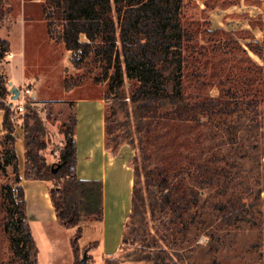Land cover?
Instances as JSON below:
<instances>
[{
    "label": "rangeland",
    "instance_id": "1",
    "mask_svg": "<svg viewBox=\"0 0 264 264\" xmlns=\"http://www.w3.org/2000/svg\"><path fill=\"white\" fill-rule=\"evenodd\" d=\"M5 1L9 15L0 18V38L10 41L11 50L0 71L7 77V100L12 102L10 81L21 93L31 89L25 109L35 106L41 111L48 129L44 154L57 162L64 121L75 111L73 101L106 97L109 81L96 80L99 56L92 54L75 66L64 43L49 36L47 0ZM182 22L193 34L184 45L182 84L187 100L232 99L239 104L231 114L149 120L147 167L155 179L168 176L172 196L166 208L150 218L147 242L172 255L173 262L124 264H264V0H185ZM122 65L128 94L138 81L129 78ZM17 101L12 102V133L4 127L0 109V264H33L32 258L23 256L29 245L10 196V188L16 192V161L6 163L7 150H14L21 174L17 149L24 136L25 113L15 110ZM120 152L132 167L135 150L124 144ZM220 203L232 206L234 223L224 221ZM35 208L32 231L39 264H72L75 228L45 219L49 210L43 201ZM82 223L85 232L78 258L105 264L104 254L117 251L121 231L111 230L107 244L85 251L102 238V227L97 221ZM14 237L20 238V246Z\"/></svg>",
    "mask_w": 264,
    "mask_h": 264
},
{
    "label": "trees",
    "instance_id": "2",
    "mask_svg": "<svg viewBox=\"0 0 264 264\" xmlns=\"http://www.w3.org/2000/svg\"><path fill=\"white\" fill-rule=\"evenodd\" d=\"M185 0H47L44 15L48 34L59 38L70 51L71 62L80 66L90 55L99 56L101 72L98 82L109 81L106 101V147L118 155L128 144L135 150L132 159L134 170L131 211L126 219L118 252L107 255L105 264L131 262L172 263L170 254L152 249L147 242L148 224L165 209L172 196L167 175L153 177L147 167L149 153L145 146L150 130V119L162 116L181 120H196L199 115L212 112L231 114L238 102L232 99L191 102L183 90L184 45L193 34L183 25ZM7 2L0 0V18L9 12ZM59 31L58 36L55 33ZM11 50L10 41L0 38V63ZM125 72L138 86L125 92ZM7 77L0 71V109L4 111L3 125L8 132L15 127L14 110L7 100L10 92ZM66 88L71 86L66 83ZM129 97V100L126 98ZM74 102V101H73ZM109 105V106H108ZM108 107L111 110H108ZM16 110V109H15ZM110 111V112H109ZM114 121V124H112ZM76 111L64 121V143L61 159L66 164L57 173L47 160V125L41 111L28 106L24 114L25 178L46 180L51 183L50 198L59 223L75 228L71 237L72 264H91L86 256L79 259L80 240L84 235V221H101L104 218V183L101 179H82L77 174ZM6 163L15 162L16 192L10 188L14 210L18 215L25 242L29 245L23 256L39 264L37 246L27 218L24 188L21 185L19 162L14 150H7ZM16 194V195H15ZM224 221L234 223L231 205L218 204ZM20 246V238L14 237ZM99 246L94 241L85 247ZM24 248V247H23ZM22 248V249H23ZM124 253L120 257V253ZM85 258V261H83Z\"/></svg>",
    "mask_w": 264,
    "mask_h": 264
},
{
    "label": "crops",
    "instance_id": "3",
    "mask_svg": "<svg viewBox=\"0 0 264 264\" xmlns=\"http://www.w3.org/2000/svg\"><path fill=\"white\" fill-rule=\"evenodd\" d=\"M74 106L78 122L76 126L78 177L101 179L104 183V218L97 221L102 227V238L95 240L99 242V248L101 243L107 244L111 230L121 231L122 239L124 225L131 211L134 172L122 152L114 155L106 147L105 99L103 97L79 98L74 100ZM20 143L17 152L20 163L23 162V170L20 174L21 185L24 188L27 218L31 228H33L32 223L37 219L34 208L38 201H43L45 208L49 210L48 217L45 219L48 218L52 223L59 222L50 198L51 183L46 180L25 178L24 136L21 137ZM49 161L54 162L53 159ZM81 225L83 226V223ZM119 242L118 248L121 244V241ZM118 248L115 252L104 254L103 258L116 254Z\"/></svg>",
    "mask_w": 264,
    "mask_h": 264
},
{
    "label": "water",
    "instance_id": "4",
    "mask_svg": "<svg viewBox=\"0 0 264 264\" xmlns=\"http://www.w3.org/2000/svg\"><path fill=\"white\" fill-rule=\"evenodd\" d=\"M10 85H11V93H12L11 101L13 102L19 98L21 90L19 87L14 86L12 81H10ZM65 164H66V160L65 157L63 156V158L60 161L52 163V172L57 173L61 168L64 167ZM83 261H85V258Z\"/></svg>",
    "mask_w": 264,
    "mask_h": 264
},
{
    "label": "built area",
    "instance_id": "5",
    "mask_svg": "<svg viewBox=\"0 0 264 264\" xmlns=\"http://www.w3.org/2000/svg\"><path fill=\"white\" fill-rule=\"evenodd\" d=\"M31 94V89L29 87H26L22 93L20 92V96L19 98L17 99V104L15 105V109L17 112H20V113H25L26 109H25V105L28 101L27 99V95H30ZM40 111V110H39Z\"/></svg>",
    "mask_w": 264,
    "mask_h": 264
}]
</instances>
